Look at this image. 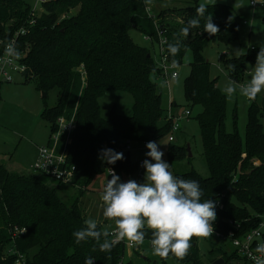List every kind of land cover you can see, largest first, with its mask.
I'll use <instances>...</instances> for the list:
<instances>
[{
	"label": "trees",
	"instance_id": "trees-1",
	"mask_svg": "<svg viewBox=\"0 0 264 264\" xmlns=\"http://www.w3.org/2000/svg\"><path fill=\"white\" fill-rule=\"evenodd\" d=\"M199 4L194 0V4L175 11V19L186 27L188 20L196 17ZM42 8L44 11L35 16L28 33L18 40V48L23 51L21 62L27 67L26 79H33L44 96L57 89L56 105L41 112V118L50 121L49 137L56 129L58 117L67 120L74 114L76 123L68 146V162L76 169L74 183L83 188L65 185L75 194L66 202L59 195V190L65 188L61 187L63 184H47L32 170L16 173L0 163V264H15L19 254L26 264H85L87 257H92L94 264H117L123 257V243L116 244L110 252H101L97 245L93 252L96 241L89 238L77 244L73 233L85 227L80 199L93 178L105 173L107 166L118 173L137 169V161L131 160L129 152L123 153L122 160L109 164L100 158L101 150L115 151L125 140L152 142L170 130L162 93L152 79L161 76L160 69L148 48L132 42V29L151 42L156 41L157 29L162 31L167 58L175 65L181 63L187 50L192 53L190 71L184 79V96L190 115L193 106L201 108L195 119L209 176L201 177L195 170L175 176L198 181L204 193L202 199L222 201L223 208L216 212L214 225L222 236L231 228L228 220L239 224L236 236L255 229L264 213V104L256 100L251 103L244 140L236 129L228 132L225 94L217 86V78L210 77V63L203 54L209 42L227 43L237 38L234 9L210 4L205 16L199 18V28L191 29L185 38L162 17L163 13H173L162 10L155 14L144 0H50ZM30 11L23 0H0V53L6 41L27 24ZM210 13L220 30L215 36L204 31ZM62 14L64 18H60ZM177 40L179 51L173 55L168 45ZM257 53L251 46L239 57L225 58L228 78L243 81L245 65ZM230 64L235 65V71L229 70ZM80 66L85 76L83 84ZM112 89L131 93L130 116H122L114 109L108 118L100 116L98 98ZM187 155L184 146L172 145L168 150L170 160L180 161ZM256 161L258 164H254ZM12 226L24 227L26 231L13 236ZM99 229L103 228L98 224ZM145 231V240L150 243L151 232ZM197 240L193 239L183 260L171 254L168 257L203 264L196 253ZM216 252L223 259L222 264H249L235 248L231 253L221 249ZM166 259L161 258L162 264Z\"/></svg>",
	"mask_w": 264,
	"mask_h": 264
},
{
	"label": "rangeland",
	"instance_id": "rangeland-1",
	"mask_svg": "<svg viewBox=\"0 0 264 264\" xmlns=\"http://www.w3.org/2000/svg\"><path fill=\"white\" fill-rule=\"evenodd\" d=\"M23 1L31 8L36 5L38 11L42 9V5L36 3V0ZM198 1L199 3L202 2V0ZM260 1L262 2L261 4L259 3L256 6H252L249 0H209V5L219 3L232 7L237 15L238 21V36L235 40L227 43L209 42L203 50L205 58L210 63V77L217 78L216 83L221 90L229 80L226 74L227 71L224 67V59L239 57L246 53L251 46L259 52L260 47L264 46V0ZM144 2L148 7H152L153 12L158 11L157 13H161L162 10H167L173 13L172 16L171 14L168 15L169 13H163L162 17H165V20L168 21L170 25L176 26V29L180 31L184 28V24L183 21L180 22L177 18L175 19L174 12L194 4V0H144ZM76 10L74 11L76 12ZM129 35L132 42L150 50L154 61H156L155 63L159 62V45H157L156 42H151L134 29L129 31ZM257 54L253 60H249L246 63L245 78L243 81L237 82L238 84L245 83L250 79V73L255 65ZM191 61L192 53L190 50H187L182 57L181 63L176 65L173 70L178 74L175 79H169L166 82L161 76H153L152 78L157 83L162 93V107L165 109L166 115L171 109L170 106L172 102L174 103L172 106L174 116H182L184 111L189 109L184 96V79L189 74V64ZM81 68L82 66L78 69L81 72V76L83 75V84L85 76ZM26 78L25 74H17L13 82H3L0 84V152L9 155L14 152L15 147L20 144L16 149L19 153L27 155L24 160H28L31 157V154L28 155L29 149L27 146H24V143L47 144L48 138H50V121L43 120L41 118V112L44 109L55 106L58 102V92L56 88L49 90L46 96L43 97V93L37 90L33 79ZM4 88L15 89H12L8 93H4L2 92ZM255 100L260 104H264V92L260 93ZM252 102L253 101H249L240 96L239 93L231 100L226 98L225 128L228 132L236 129L243 140L245 138L248 112ZM77 104L78 103H76V106ZM132 104L133 99L131 93L114 89L105 92L98 98L99 113L102 118H108L113 109L122 116H130L133 112ZM200 111V106H193L189 118L179 121V130L171 134V136H173L172 142L168 141L169 132L152 141L156 142L160 150L164 153L163 160L171 165L170 171L174 175L195 170L201 177L206 178L209 176V171L202 155L199 124L195 119V115ZM262 124H264V120H262ZM40 139L42 141H40ZM4 141L5 143H3ZM172 145L184 146L186 149L189 147L190 156L187 155L186 158L180 161L170 160L168 157V150ZM129 155L132 161L151 159L146 156L145 151L142 149L138 150L136 146L132 147ZM28 164V162H24V165H20V172H31V168H29ZM254 164H258V162L256 161ZM142 173L143 179L140 183L144 182V167L142 168ZM39 176L47 184H56V182L45 175ZM108 179H111V177L106 173L95 176L80 199V206L82 211L86 214L85 218L96 219L102 228H109L110 225L112 226L113 224V222L104 219L102 215V201L100 200L103 185L107 183ZM61 187H65L59 190V195L63 200L66 202L72 200L75 194L69 190V187ZM262 232H264V227H262ZM196 245V253L203 264H211L216 259L221 258L217 257V249L226 251V253H231L234 249L228 239L218 237L214 234L208 239H198ZM123 258L125 261H130L131 264H162L163 262L161 257L153 254L151 244L147 240H144L142 245H138L136 251L126 247ZM164 264L189 263L177 261L168 257L164 260ZM227 264L233 263L229 262Z\"/></svg>",
	"mask_w": 264,
	"mask_h": 264
},
{
	"label": "clouds",
	"instance_id": "clouds-1",
	"mask_svg": "<svg viewBox=\"0 0 264 264\" xmlns=\"http://www.w3.org/2000/svg\"><path fill=\"white\" fill-rule=\"evenodd\" d=\"M208 7L209 0H202L196 8V17L189 19L187 26L181 29V36L187 38L191 29L199 28V18L205 16ZM204 31L211 36L220 31L213 23L211 13L206 17ZM179 47L180 41L177 40L175 44L168 45V50L175 55ZM7 52L16 59L20 57L12 44L8 45ZM229 70L235 71V65L230 64ZM222 92L229 100L239 93L249 101H254L264 92V46L257 54L250 79L239 84L229 79ZM146 147L149 149L146 156L151 159H145L142 164L144 182L131 179L121 182L120 177L109 169L111 179L103 187L100 200L104 219L113 224L98 230L96 219H85V227L73 233L77 244L91 238L96 241L93 252L97 250V245L101 252H110L122 241L129 247H136L144 243L145 230H148L155 256L166 259L171 254L183 260L189 254L194 238L208 239L213 236L214 221L217 219L216 202L202 199L204 193L198 181L175 176L170 171L171 165L163 160L164 153L156 142L150 141ZM100 158L115 164L123 159V153L103 149ZM255 252L257 255L252 256L255 264H264V242L257 243ZM85 264H94V259L87 257Z\"/></svg>",
	"mask_w": 264,
	"mask_h": 264
},
{
	"label": "built area",
	"instance_id": "built-area-1",
	"mask_svg": "<svg viewBox=\"0 0 264 264\" xmlns=\"http://www.w3.org/2000/svg\"><path fill=\"white\" fill-rule=\"evenodd\" d=\"M50 0H36V3H43ZM252 6H256L259 3V0H249ZM43 10V8L38 11L36 5L31 8L30 16L31 18L28 20L26 25L21 26L13 36L6 41L4 46L2 47V51L0 53V83H8L13 82L15 76L17 74L24 75L27 71V67L21 62V57L23 55V51L18 48V40L21 36L28 33V27L32 26L35 23V16H38ZM65 15L62 14L60 18H64ZM159 49V62L156 64L160 69V74L166 82L169 79H175L177 77V72L173 71L175 69V63L170 62L167 58V54L165 52V43L166 37L163 35L162 31L157 29V38L156 41ZM12 44L15 49L19 52L20 57L16 59L8 55L7 48L8 45ZM83 77V75H82ZM190 115V111L187 109L184 111L182 116H174L171 114L169 110L166 115V120L170 121V130L168 141H173L172 133H175L179 130V121L181 119H188ZM75 120L74 114L66 120L65 117L60 116L56 119V129L50 135L49 144L41 145L37 147V152L34 161L30 165L31 170L34 173L45 175L51 178L53 181L58 182L60 184L71 185L74 188H83L78 184L74 183L75 177V166L68 162V146L71 143V135L72 131L75 128ZM149 141H133V140H125L118 147L115 148V152H130L133 146H136L137 149H142L146 153L149 151L147 149L146 144ZM145 159H140L137 161V169L133 173H118L112 166H107L105 168V173L111 177L109 174V169L113 170L116 175L120 177L121 182H127L128 180H135L140 183L143 179L142 173V164ZM106 184V183H105ZM103 185V187L105 186ZM216 202V212L223 208V203L220 199L214 200ZM86 217V215H85ZM261 220L259 225L241 236H236V233L239 230V224L228 220L227 223L231 226L226 235H221L215 228L214 235L222 238H226L230 241L231 245L237 250L238 254L241 255L249 264H255L252 256L257 255L255 252L257 243L264 242L262 241V227H264V213L260 216ZM225 222V220H224ZM214 225H216V220L214 221ZM111 226V225H110ZM11 234L13 236H18L23 234L26 229L24 227L12 226L10 228ZM112 239V237H111ZM133 251L138 249L136 247H129L126 242H120ZM251 253V255H250ZM15 264H26L24 256L19 254L18 258L15 261ZM117 264H125V259L121 257Z\"/></svg>",
	"mask_w": 264,
	"mask_h": 264
},
{
	"label": "crops",
	"instance_id": "crops-1",
	"mask_svg": "<svg viewBox=\"0 0 264 264\" xmlns=\"http://www.w3.org/2000/svg\"><path fill=\"white\" fill-rule=\"evenodd\" d=\"M199 2V1H198ZM151 7V6H150ZM158 12V11H157ZM155 12V14L157 13ZM1 89V88H0ZM12 89H15V88H4L2 89V92L4 93H8L10 92ZM170 111H171V114H173L172 112V106H170ZM38 115V114H37ZM183 120V119H181ZM40 141H42L40 139ZM5 143V141L3 142ZM20 144H18L16 147H15V151L10 153L9 155L3 153V152H0V163L1 165L3 164L4 166L7 167V169L9 171H12V172H16V173H22L20 172V165H24V162H28V166L30 168V165L32 164L34 158H35V155H36V152H37V147L39 146V144H29L28 142H26V144L24 143V146H27L28 149H29V154H31V157L28 159V160H24V158L27 156L26 154H21L17 151V147H19ZM140 150V149H138ZM142 181V180H141ZM86 215V214H85ZM264 233V232H262Z\"/></svg>",
	"mask_w": 264,
	"mask_h": 264
},
{
	"label": "water",
	"instance_id": "water-1",
	"mask_svg": "<svg viewBox=\"0 0 264 264\" xmlns=\"http://www.w3.org/2000/svg\"><path fill=\"white\" fill-rule=\"evenodd\" d=\"M43 96L45 95V93L42 94ZM188 151V155L190 156V151H189V147H187L186 149ZM223 263V259L222 258H218L215 261H213L211 264H222Z\"/></svg>",
	"mask_w": 264,
	"mask_h": 264
}]
</instances>
